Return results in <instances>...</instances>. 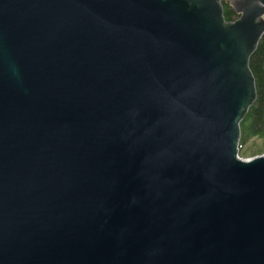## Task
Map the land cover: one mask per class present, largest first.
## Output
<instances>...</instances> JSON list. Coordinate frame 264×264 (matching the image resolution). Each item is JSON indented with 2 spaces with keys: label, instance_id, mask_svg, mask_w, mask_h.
<instances>
[{
  "label": "water",
  "instance_id": "water-1",
  "mask_svg": "<svg viewBox=\"0 0 264 264\" xmlns=\"http://www.w3.org/2000/svg\"><path fill=\"white\" fill-rule=\"evenodd\" d=\"M230 3L0 0V264H264V0Z\"/></svg>",
  "mask_w": 264,
  "mask_h": 264
},
{
  "label": "trees",
  "instance_id": "trees-1",
  "mask_svg": "<svg viewBox=\"0 0 264 264\" xmlns=\"http://www.w3.org/2000/svg\"><path fill=\"white\" fill-rule=\"evenodd\" d=\"M222 4L224 18L227 22H234L240 18V15L233 9L230 0L223 1ZM249 66L255 78L257 99L240 124V148L253 139L264 141V35L249 60ZM261 154H264V150L261 151Z\"/></svg>",
  "mask_w": 264,
  "mask_h": 264
},
{
  "label": "rangeland",
  "instance_id": "rangeland-1",
  "mask_svg": "<svg viewBox=\"0 0 264 264\" xmlns=\"http://www.w3.org/2000/svg\"><path fill=\"white\" fill-rule=\"evenodd\" d=\"M264 150V141L261 139H253L240 148L239 155L243 159H251L255 156L264 155L261 151Z\"/></svg>",
  "mask_w": 264,
  "mask_h": 264
},
{
  "label": "built area",
  "instance_id": "built-area-1",
  "mask_svg": "<svg viewBox=\"0 0 264 264\" xmlns=\"http://www.w3.org/2000/svg\"><path fill=\"white\" fill-rule=\"evenodd\" d=\"M223 1H228V0H221L222 3H223Z\"/></svg>",
  "mask_w": 264,
  "mask_h": 264
}]
</instances>
